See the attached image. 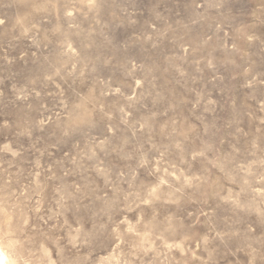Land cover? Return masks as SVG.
Masks as SVG:
<instances>
[{"label": "rangeland", "instance_id": "obj_1", "mask_svg": "<svg viewBox=\"0 0 264 264\" xmlns=\"http://www.w3.org/2000/svg\"><path fill=\"white\" fill-rule=\"evenodd\" d=\"M13 237L20 264H264V0H0Z\"/></svg>", "mask_w": 264, "mask_h": 264}, {"label": "bare ground", "instance_id": "obj_2", "mask_svg": "<svg viewBox=\"0 0 264 264\" xmlns=\"http://www.w3.org/2000/svg\"><path fill=\"white\" fill-rule=\"evenodd\" d=\"M18 236H15L17 238ZM15 238H10L7 242L9 243V249L4 250L0 246V264H20L16 262V259H14L10 255V251L13 253H17L18 257H20L24 263H26L29 259V254L24 253V249L26 248V243L19 242L17 244V240ZM14 256V255H13ZM16 262V263H15Z\"/></svg>", "mask_w": 264, "mask_h": 264}]
</instances>
